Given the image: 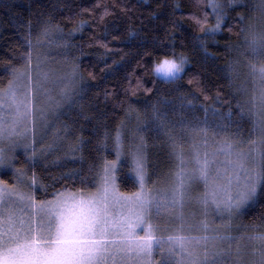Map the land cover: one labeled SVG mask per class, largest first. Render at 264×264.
Segmentation results:
<instances>
[{
    "label": "trees",
    "instance_id": "1",
    "mask_svg": "<svg viewBox=\"0 0 264 264\" xmlns=\"http://www.w3.org/2000/svg\"><path fill=\"white\" fill-rule=\"evenodd\" d=\"M218 3L214 12L210 0H0V88L27 66L28 54L34 61L46 55L51 67L72 77L54 120L63 139L47 143L36 158L15 156L20 172L48 190H37L36 199L64 187L85 190L115 159L117 134L125 155L118 174L123 192L137 189L130 134L135 148L143 137L151 183L170 179L174 168L165 131L206 129L213 143L228 140L242 151L260 140L249 112L248 65L264 61L245 52L242 30L264 24V12L256 0ZM181 56L187 63L180 79L164 82L154 74L157 63ZM161 123L165 131L158 130ZM2 179L13 183L7 175ZM238 223L264 233V195L233 226Z\"/></svg>",
    "mask_w": 264,
    "mask_h": 264
},
{
    "label": "snow or ice",
    "instance_id": "2",
    "mask_svg": "<svg viewBox=\"0 0 264 264\" xmlns=\"http://www.w3.org/2000/svg\"><path fill=\"white\" fill-rule=\"evenodd\" d=\"M256 3L264 12V0ZM210 4L214 12L219 8L218 0H210ZM219 28L218 19L211 31ZM242 31L245 52L264 61V24H248ZM26 60L30 65V54ZM186 63L183 56L179 61L164 59L154 66V74L164 82H175L184 73ZM248 67L254 84L260 85L251 99L256 111L249 110L256 116L254 127L260 140L251 141V150H239L225 140L208 151L206 129H182L174 135L161 123L158 130L165 131L174 161L169 183L164 187L150 186L152 177L148 175L146 145L141 137L130 153L138 190L119 191L116 164L124 147L119 134L114 143L117 162H105L87 181L85 190L64 187L53 191L51 199L37 201L36 189L42 190L41 195L48 190L34 176L26 185L27 192L0 179V264H231L233 240L207 235L215 231L207 219L198 225L188 223L185 208L195 202L205 216L211 207L217 216L231 219L258 194L264 195V63H249ZM13 75L17 81H31L28 72L14 71ZM32 111L30 88L24 93L17 83L10 85L6 95L0 93V144L24 134L19 129L25 120L31 121ZM201 133L205 138L197 142ZM5 167L13 165L0 147V169ZM24 182L25 177L18 175L16 183ZM89 184L94 191L88 190ZM200 184L205 191L194 197ZM165 222L173 225L170 231L163 227ZM166 231L169 234L163 235ZM194 231L204 235H193ZM249 239L259 243V260L253 264H264V233Z\"/></svg>",
    "mask_w": 264,
    "mask_h": 264
},
{
    "label": "rangeland",
    "instance_id": "3",
    "mask_svg": "<svg viewBox=\"0 0 264 264\" xmlns=\"http://www.w3.org/2000/svg\"><path fill=\"white\" fill-rule=\"evenodd\" d=\"M165 59H176V58H165ZM164 60V59H163ZM162 60V61H163ZM161 61V62H162ZM179 61V59H177ZM50 59L45 55H41V57L37 58L35 61L31 58V64L29 65L27 63V66L22 69L19 72H28L31 74V81L29 82L27 79L24 80H16V77L14 76L11 82L4 88L0 89V93L7 94L10 85L13 84H19L20 89L22 92L27 93L29 91V88L31 89V100H32V119L31 121L25 120L23 122V127L19 129V131L23 132V135L20 136H14L12 140L5 139L3 144H0V147L4 149L6 160L10 159L11 163L14 167L15 163V156L17 152L26 149L30 150V156L33 159L36 158V151H41L46 148V144H51L53 146H57L60 141L63 139V136L58 131L57 125L54 124L55 117L57 113L61 110L62 106L61 103H53L54 98L62 99L64 98V91L66 89V80L69 77V73H61L60 70L51 67L49 65ZM18 72V73H19ZM17 73V74H18ZM250 75V74H249ZM161 79V78H160ZM250 79L252 81L251 87V95L258 94V89L260 87L259 83L253 82V78L250 75ZM247 81V79H246ZM249 84V85H250ZM244 88V87H243ZM244 92H246V89H243ZM251 96V99H252ZM251 99L248 105L251 108V111L254 113V109H252ZM52 101V112H50L49 117H45L48 113V104ZM250 112V111H249ZM255 116V115H254ZM25 128L32 129L31 132L25 131ZM203 136L204 134L201 133ZM198 136L197 142H200L205 137ZM128 136V135H127ZM208 141V151L215 150L216 147H218V142L213 143L209 137H206ZM134 139V136L130 134L128 136V145H129V151L133 152L135 150V144H133L132 140ZM28 144H31L32 147H27ZM245 146V145H243ZM247 145V150L245 152L251 150L252 145ZM33 149H35V155L33 156L31 153L33 152ZM240 150V149H239ZM187 151V147H186ZM28 154V155H29ZM220 160H223L224 157H219ZM125 155L124 153L121 154L119 161L117 162V156L112 161L107 162H117L116 164V184L119 188V182H118V174L120 170V166L124 164ZM128 161L131 168V176L135 180V173L132 171V157L129 155ZM13 167H5L4 169H0V179H2L3 175H7V177H10V179L13 180V183L6 182L10 187L15 184L17 188H20L22 191H29V189L26 187L27 184L31 183L30 178H26V175H24L23 172H13ZM23 175L25 177V182L23 185L16 183V179L18 175ZM3 180V179H2ZM169 183L168 178L163 179H155L150 184L153 188H160L164 187ZM37 190L35 191V195ZM82 190V189H80ZM95 189H92L94 191ZM138 190V189H136ZM134 190V191H136ZM121 193H131V192H123L120 190ZM132 191V192H134ZM205 191L204 186L202 184L197 185L193 196L198 197L200 194H202ZM36 197V196H35ZM52 198V197H51ZM48 198V199H51ZM37 201H40L36 199ZM245 208H242L240 212L236 215H234L231 219H223L216 214V210L214 208H209L207 211V216L204 215V211L195 203L188 205L185 208V216L188 221V223L192 225H198L201 220L207 219L210 226L215 229V231H210L207 233V235H219V236H225L228 239L233 240V247H232V260L231 264H253L254 261L259 260V254L256 251V249L259 247V243L256 241H252L249 238L252 236H255L257 234L263 233V231H260V233L250 232V227H244L243 224L238 223V227H234V222L241 216ZM163 227L171 230L173 225L168 224L165 222ZM235 231L236 234H232V232ZM163 235L169 234V232L162 233ZM193 235H204V233L200 231H194L192 233ZM237 250H239L237 252ZM154 259L159 260L158 256H154Z\"/></svg>",
    "mask_w": 264,
    "mask_h": 264
},
{
    "label": "bare ground",
    "instance_id": "4",
    "mask_svg": "<svg viewBox=\"0 0 264 264\" xmlns=\"http://www.w3.org/2000/svg\"><path fill=\"white\" fill-rule=\"evenodd\" d=\"M10 83V82H9ZM8 83V84H9ZM72 84H73V82L70 84V86H72ZM1 89V88H0ZM64 93H66V91H64ZM63 98V97H62ZM52 100H54V102L53 103H60V101H61V99H60V101L58 100V99H56V98H54V99H52ZM52 101L51 102H49V104H48V113H47V115L45 116V117H49L50 116V112H52ZM53 113V112H52ZM253 118L255 119V121H256V116H254L253 115ZM218 143H220V142H218ZM30 150L29 149H24V150H21V151H19V152H17V157L18 156H22V158L24 159V160H29V159H32L31 157H30ZM29 154V155H28ZM32 154V153H31ZM16 169H18L19 171H20V169H19V167H17V166H15L14 165V167H13V172H15L16 171Z\"/></svg>",
    "mask_w": 264,
    "mask_h": 264
}]
</instances>
